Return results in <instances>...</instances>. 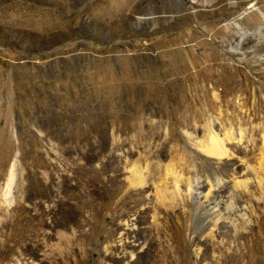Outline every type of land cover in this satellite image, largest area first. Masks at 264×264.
Returning a JSON list of instances; mask_svg holds the SVG:
<instances>
[{
  "label": "rangeland",
  "instance_id": "obj_1",
  "mask_svg": "<svg viewBox=\"0 0 264 264\" xmlns=\"http://www.w3.org/2000/svg\"><path fill=\"white\" fill-rule=\"evenodd\" d=\"M195 91L208 119L223 113L221 129L232 131L229 145L250 169L238 174L251 180L248 190L237 192L249 206L243 230L251 235L247 248L242 238L227 240L222 259L207 263L202 240L183 221L178 238L157 232L147 257L257 264L264 258V114L242 121L237 109L249 113L255 97L264 106V0H0V264H71L76 236L85 239L76 247L81 255L86 249L83 264H116L104 259L105 245L133 202L107 169L118 148L134 144L131 159L149 157L169 189L176 173L194 175L200 159L187 132L200 140L207 132L194 129L196 120L185 130L178 117L181 98ZM139 122L146 130L136 142ZM156 123L185 148L159 150L165 134ZM180 209L162 208L160 216L176 221ZM149 212L139 223L151 225ZM95 224L102 227L88 239Z\"/></svg>",
  "mask_w": 264,
  "mask_h": 264
},
{
  "label": "bare ground",
  "instance_id": "obj_2",
  "mask_svg": "<svg viewBox=\"0 0 264 264\" xmlns=\"http://www.w3.org/2000/svg\"><path fill=\"white\" fill-rule=\"evenodd\" d=\"M238 91L241 92L242 90L239 89ZM201 97L202 95L198 91L193 92L191 96L183 95L179 106L181 112L178 117L179 124L185 130H188L191 123L196 120L199 124L194 129L207 132L206 140H200L192 132H187L192 146L190 150L192 153L194 152V156L200 159L199 165H195L193 169L194 175L190 174V176L183 177L176 173L169 189L165 178L157 179L153 174V165L149 157L146 160L141 158L131 159L130 154L133 151L134 144L129 150H124L123 147L118 148V161L115 165L111 163L107 170L111 175V180L126 186L130 192L133 205L131 210H122V218L119 222L121 230L117 232L115 239L106 242L105 260L115 258L116 264H139L141 261L144 264H159L160 255L147 257V255H150V247L158 245L154 242V237L157 232L166 228L172 232L175 238H178L181 232L180 223L183 227V221L186 223L187 228L189 230L192 228L193 232L202 240L201 254L207 259V263L222 259L223 251L230 249V246L227 245V240L232 239L235 241L242 238L243 242L241 243L247 248V242L251 234L249 231L243 230V227L248 219L246 211L249 206L240 201L237 188L248 190L251 180L248 177L240 180L238 179V174L248 175L251 172L245 161L229 145V141L232 139V131L221 129L225 124L222 120L223 113L220 112L219 118L209 117L208 119L204 112L201 111L202 109L200 110L201 107L199 109L196 108V104L199 105L202 102ZM186 98L189 101L188 104H186ZM190 98L194 99V101ZM244 98L248 97H243L242 103H237L238 107L242 108L245 106ZM226 102L230 106L233 104L230 101ZM218 103H222L221 99L218 100ZM232 106L235 107L234 104ZM248 111L249 113H246L242 109H237L242 121L246 119L253 121L263 117L264 106L261 105L259 97H255ZM249 115L252 116V119H249ZM215 122H218V125ZM152 126L162 130L165 134L160 142L159 150L163 152L168 143H171V149L185 148L172 144V131L169 128L165 130L161 123H156ZM143 129L146 130L145 123L139 122L134 128V135L132 136L134 141L138 142L143 136ZM243 134L245 137V133L241 132V138L238 139L240 142L243 139ZM240 146L241 149H246L247 147L246 144ZM219 164L223 165V170H219ZM171 172L175 173V171ZM160 193L170 200V206L164 204L165 202L161 200ZM8 194L6 193L4 197L8 198ZM261 197L264 198V194ZM191 202L194 207H191ZM162 208H170L171 210L183 208V210L180 211L176 221H171L166 219L167 217L165 218L164 214L160 216ZM149 210L152 211V214H150L151 225H144L145 222L139 223L140 219L148 216ZM150 226L151 229H149ZM254 226L258 232L262 230V226L259 224ZM101 227L95 224L90 232L87 231L89 233L87 235L88 239L93 237ZM82 238L79 236L71 237V264H83L87 255L86 249H84L85 255L79 254L76 250L77 246L84 244L85 239ZM252 250L257 254L262 253V245L259 240H256ZM143 251H145L146 258L144 257L145 254L139 255ZM113 252L115 257L111 255ZM179 259L180 257H178L177 264H184L182 262L179 263ZM236 264H241V260L236 259ZM257 264H264V258H261Z\"/></svg>",
  "mask_w": 264,
  "mask_h": 264
}]
</instances>
